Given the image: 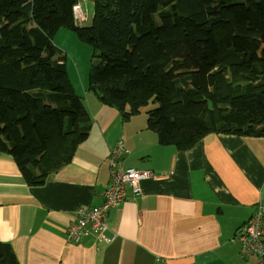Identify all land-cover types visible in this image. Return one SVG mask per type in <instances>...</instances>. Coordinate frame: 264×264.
<instances>
[{
  "label": "trees",
  "instance_id": "trees-1",
  "mask_svg": "<svg viewBox=\"0 0 264 264\" xmlns=\"http://www.w3.org/2000/svg\"><path fill=\"white\" fill-rule=\"evenodd\" d=\"M92 1V22L77 27L69 23L77 0H0V153L29 185H43L89 135L54 42L62 27L101 59L90 77L104 99L128 102L131 115L156 103L149 124L162 142L264 137V0ZM0 264H18L3 242Z\"/></svg>",
  "mask_w": 264,
  "mask_h": 264
},
{
  "label": "crops",
  "instance_id": "crops-1",
  "mask_svg": "<svg viewBox=\"0 0 264 264\" xmlns=\"http://www.w3.org/2000/svg\"><path fill=\"white\" fill-rule=\"evenodd\" d=\"M92 11V0H77L69 23L84 27ZM73 65L67 80L91 120L70 162L35 186L0 153V242L18 264H258L238 233L264 206V137L164 143L149 115L103 98L91 64ZM128 168L148 176L119 180Z\"/></svg>",
  "mask_w": 264,
  "mask_h": 264
},
{
  "label": "built area",
  "instance_id": "built-area-1",
  "mask_svg": "<svg viewBox=\"0 0 264 264\" xmlns=\"http://www.w3.org/2000/svg\"><path fill=\"white\" fill-rule=\"evenodd\" d=\"M118 148H121V141L118 142ZM147 176H148L147 172H142L134 168H128L120 174L119 180L123 182L129 181L135 185L138 180H142ZM123 189L124 188L121 187V190ZM107 194L111 197L112 200L116 199V192L113 191L112 189H109V192ZM96 212L97 211L95 210V213ZM82 224H84L83 221ZM79 226L83 231V227L81 225ZM238 234H239L238 238L241 240L245 253H255L258 257V264H264V206L263 205L260 206L258 211L247 221V224L244 227V229H242L241 231L239 230Z\"/></svg>",
  "mask_w": 264,
  "mask_h": 264
},
{
  "label": "rangeland",
  "instance_id": "rangeland-1",
  "mask_svg": "<svg viewBox=\"0 0 264 264\" xmlns=\"http://www.w3.org/2000/svg\"><path fill=\"white\" fill-rule=\"evenodd\" d=\"M74 8V12H75ZM77 11V10H76ZM93 15V11L91 12V17ZM89 21H87V24L85 26L89 25ZM54 42L56 46L61 49L66 56L67 59V67L72 72V75H74V61H77V63L81 65L89 66V64L92 65L94 57L93 47L86 42L76 30L70 29L67 27L60 28L54 35ZM91 94L94 93L93 90L90 91ZM156 106V103L149 102L145 105H143L140 108V113L138 112L136 115L137 118H140V116H148V111L152 110ZM129 111V109L127 110ZM133 116V117H134Z\"/></svg>",
  "mask_w": 264,
  "mask_h": 264
},
{
  "label": "water",
  "instance_id": "water-1",
  "mask_svg": "<svg viewBox=\"0 0 264 264\" xmlns=\"http://www.w3.org/2000/svg\"><path fill=\"white\" fill-rule=\"evenodd\" d=\"M100 62H101V59H99V58H96V59L94 60V64H95V65H99Z\"/></svg>",
  "mask_w": 264,
  "mask_h": 264
},
{
  "label": "bare ground",
  "instance_id": "bare-ground-1",
  "mask_svg": "<svg viewBox=\"0 0 264 264\" xmlns=\"http://www.w3.org/2000/svg\"><path fill=\"white\" fill-rule=\"evenodd\" d=\"M71 20H72V22H73V15L71 14ZM80 24H82V21L80 22Z\"/></svg>",
  "mask_w": 264,
  "mask_h": 264
}]
</instances>
